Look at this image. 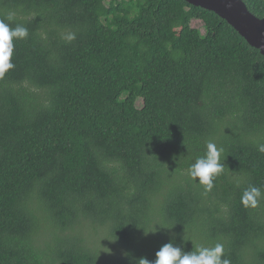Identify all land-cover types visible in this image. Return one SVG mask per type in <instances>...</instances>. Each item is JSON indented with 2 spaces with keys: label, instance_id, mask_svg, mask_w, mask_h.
<instances>
[{
  "label": "trees",
  "instance_id": "1",
  "mask_svg": "<svg viewBox=\"0 0 264 264\" xmlns=\"http://www.w3.org/2000/svg\"><path fill=\"white\" fill-rule=\"evenodd\" d=\"M0 20L28 29L0 78V264H139L169 242L264 264V199L241 204L264 193L258 49L184 0H0ZM208 142L205 192L187 170Z\"/></svg>",
  "mask_w": 264,
  "mask_h": 264
},
{
  "label": "clouds",
  "instance_id": "2",
  "mask_svg": "<svg viewBox=\"0 0 264 264\" xmlns=\"http://www.w3.org/2000/svg\"><path fill=\"white\" fill-rule=\"evenodd\" d=\"M27 36L26 27L17 25L15 28H10L8 24L0 20V78L15 67L11 62L13 40L25 39ZM66 39L72 41L75 39V34H69ZM258 151L264 153V145L258 146ZM222 153L223 148H218L215 143L208 142L205 154L198 157L187 170L189 177L194 181L198 180L205 192L213 188L214 178L224 170V165L221 163ZM261 199H264L261 189L250 185L242 194L241 204L246 208H256ZM223 257L224 245L222 243H216L211 247L200 246L195 251L185 253L180 247H175L169 242L160 247L155 253L154 260L140 258L139 264H231L228 258Z\"/></svg>",
  "mask_w": 264,
  "mask_h": 264
},
{
  "label": "water",
  "instance_id": "3",
  "mask_svg": "<svg viewBox=\"0 0 264 264\" xmlns=\"http://www.w3.org/2000/svg\"><path fill=\"white\" fill-rule=\"evenodd\" d=\"M184 1L216 14L264 57V18L259 19L252 15L242 0Z\"/></svg>",
  "mask_w": 264,
  "mask_h": 264
},
{
  "label": "rangeland",
  "instance_id": "4",
  "mask_svg": "<svg viewBox=\"0 0 264 264\" xmlns=\"http://www.w3.org/2000/svg\"><path fill=\"white\" fill-rule=\"evenodd\" d=\"M191 26L193 28L199 29L201 33L204 32L203 27H202V23L200 21H192ZM140 106H141V104H140V102H138V107H140Z\"/></svg>",
  "mask_w": 264,
  "mask_h": 264
}]
</instances>
